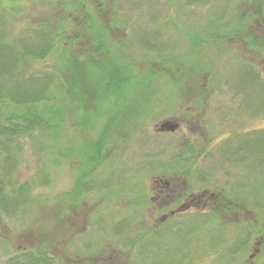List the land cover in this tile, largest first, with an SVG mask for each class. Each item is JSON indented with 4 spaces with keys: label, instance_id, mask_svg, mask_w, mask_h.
I'll list each match as a JSON object with an SVG mask.
<instances>
[{
    "label": "rangeland",
    "instance_id": "obj_1",
    "mask_svg": "<svg viewBox=\"0 0 264 264\" xmlns=\"http://www.w3.org/2000/svg\"><path fill=\"white\" fill-rule=\"evenodd\" d=\"M80 1L120 61L148 81L136 98L143 116L112 127L107 159L78 193L79 150L97 141L101 123L81 133L66 116L55 144L39 132L0 141V264H67L65 254L71 264H264V0ZM7 2L14 11L3 3L0 34L31 51L16 62L20 87L35 94L48 75L71 80L68 63L34 56L70 0ZM85 17L70 13L66 35L51 39L71 66L92 48ZM166 120L178 129L159 132ZM156 180L171 186L166 209L151 201ZM203 193L242 214L179 210ZM156 221H166L162 237L139 233ZM243 236L246 249L231 256Z\"/></svg>",
    "mask_w": 264,
    "mask_h": 264
},
{
    "label": "trees",
    "instance_id": "obj_2",
    "mask_svg": "<svg viewBox=\"0 0 264 264\" xmlns=\"http://www.w3.org/2000/svg\"><path fill=\"white\" fill-rule=\"evenodd\" d=\"M7 1L0 0V8L4 2L9 6ZM70 4H72L70 7L66 6L67 9H64L63 23L59 26L54 24L55 32L40 33L41 42L34 53L35 59L51 57L58 63L60 61L62 66L68 63L71 73V80L68 82H64L56 74L54 83H51L52 76L48 75L44 85L34 92L35 94H28L24 90L25 87H20L26 84L27 80L23 81L15 66L16 62H22L25 57L30 56L31 51L25 50L22 54L17 49L14 39L6 42L0 34V82L3 83L0 86H6L5 91L0 89V141H11L39 132L50 140V144H55L66 116L71 119L72 127L80 129L81 133L94 132L96 125L101 123L97 141L82 143V149L79 150L83 156L84 168L79 166L76 171L73 192L78 193L83 182L107 159L110 145L108 136L112 127L115 124L121 125L127 118L136 117L139 113L143 116L141 110H137L139 102L136 98L141 94L143 96L144 92H149V89L148 81L143 83L141 80L142 72L135 74L131 63L125 64L120 61L115 48L106 41L107 28L97 26V19L86 14V4L80 0H70ZM11 9L14 11V8ZM102 9L103 7L96 10ZM78 10L86 16L84 27L90 36L92 48L86 52V63L78 62L71 66L69 64L73 60L61 55V51L57 50L56 43L51 39L66 35L67 17ZM262 41L264 42V39ZM7 50L10 53H7ZM94 54L103 56V59L95 60L92 58ZM14 77L21 80L11 83ZM129 103H133L132 108L129 107ZM5 109L8 112L4 113ZM133 110L135 111L131 114ZM188 151L192 153L190 149ZM2 190L3 185L0 182V206L3 204L1 199L4 198ZM0 209L3 210V207ZM262 230L264 232V222Z\"/></svg>",
    "mask_w": 264,
    "mask_h": 264
},
{
    "label": "flooded vegetation",
    "instance_id": "obj_3",
    "mask_svg": "<svg viewBox=\"0 0 264 264\" xmlns=\"http://www.w3.org/2000/svg\"><path fill=\"white\" fill-rule=\"evenodd\" d=\"M168 183H170V181H168ZM155 185H156L155 186L156 187L155 188L156 197L154 199H152L151 201L159 200L161 202V204L158 207L160 209L161 208L166 209L167 208V206H166L167 202H165V199H167L168 193H169V195L171 193L170 192L171 191V189H170L171 186H170V184L165 185L164 183H161L160 180H156L155 181ZM218 198H219L218 195L215 196L214 194H210V195L206 196V193H203L201 195V199H199V200H195V198L190 199L187 203H184L183 205L180 206V210H183V209L188 210V209L192 208V209H195L196 211H200L201 209H205L206 208L207 211L212 213L213 218H214V216H216L217 212L219 214V217H221V218H225L228 214H230L232 212L235 213V218H238V217H236V214H238V215L242 214V210L237 211L234 208H232L230 205L226 206V205H223L221 202L218 203L219 202ZM224 200H227V198L224 197ZM227 202H231V201L228 200ZM146 209L147 208L144 207V212H145ZM218 223H223V225L230 224L227 221H225V222L219 221ZM152 224L153 225L157 224L159 226H153L152 228L151 227L150 228L149 227L144 228L145 227V225H144V227H141V231L139 233L143 236L144 234H146V231L151 233V229H152V232H153L152 234H154V236L157 237V238H158V235L162 237L164 234H166L163 231L164 227L159 228L161 225L166 224V221H158V222L156 221V222H154ZM145 229H147V230H145ZM66 230H67V228H66ZM244 236H245V234H244ZM244 236L240 239L241 242H240L239 246L235 247V248H233L231 250V253H230V254H232L231 256H233V254H236L237 252H239V253L243 252L246 249L247 244H246L245 239H243ZM48 239H49V243L50 244H51L52 241L55 240L54 232H50V236H49ZM257 251L258 250H255L254 254L249 256V259H248L249 261H251L254 258V255L256 254ZM239 253H237V254H239ZM63 257H64V260H65V263L71 264L72 260L69 258L68 254H65ZM212 261H213V259L209 262V264H211ZM45 262L50 264V262L47 261V260Z\"/></svg>",
    "mask_w": 264,
    "mask_h": 264
},
{
    "label": "water",
    "instance_id": "obj_4",
    "mask_svg": "<svg viewBox=\"0 0 264 264\" xmlns=\"http://www.w3.org/2000/svg\"><path fill=\"white\" fill-rule=\"evenodd\" d=\"M179 125L175 121L166 120L160 123L158 131L163 132H175L178 129Z\"/></svg>",
    "mask_w": 264,
    "mask_h": 264
}]
</instances>
